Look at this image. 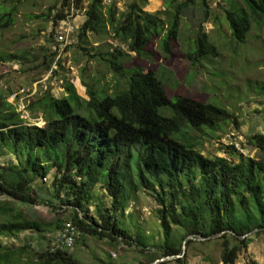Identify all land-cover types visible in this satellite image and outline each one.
Listing matches in <instances>:
<instances>
[{"label":"trees","instance_id":"16d2710c","mask_svg":"<svg viewBox=\"0 0 264 264\" xmlns=\"http://www.w3.org/2000/svg\"><path fill=\"white\" fill-rule=\"evenodd\" d=\"M146 1H133L119 13L115 1L103 10L104 0H89L79 39L109 25L117 45L99 54L110 68L118 69V60L128 52L142 55L157 39L170 53L185 9L198 3L209 14L205 0H164L165 21L142 10ZM56 5L49 7L48 15L58 23L69 14L72 1L61 0L52 15ZM74 8H81V0H75ZM14 10L0 5V28L13 24ZM221 11L235 42L245 41L251 28L264 26V0H228ZM207 56L218 52L201 27L187 58L195 65ZM6 59L0 56V61ZM66 90L59 98L47 91L28 105L34 117L38 111L42 114L44 125L37 126L28 125L6 101L12 91L0 88V264H84L73 248L51 251L48 235L60 233L71 222L80 233L78 239H129L115 215L139 189L157 202L164 255L181 252L184 238L176 245L172 226L183 229L185 236L203 237L225 230L242 235L264 227V134L248 137L256 157L244 156L233 144L225 147L229 158L208 157L197 149L199 139L193 131L217 130L229 122L232 113L226 107L184 94L173 100L152 68L129 73L122 90L104 88L86 100L71 84ZM48 176V185H35ZM97 185L111 204L108 213L98 209L97 217L89 218L84 204ZM37 206L49 208L52 219L25 213V207ZM47 238L46 248L32 243ZM252 239L224 233L210 243L220 245V264H234Z\"/></svg>","mask_w":264,"mask_h":264},{"label":"rangeland","instance_id":"374dc122","mask_svg":"<svg viewBox=\"0 0 264 264\" xmlns=\"http://www.w3.org/2000/svg\"><path fill=\"white\" fill-rule=\"evenodd\" d=\"M113 1L120 13L136 0ZM205 1L209 9L207 16L205 8L198 3L183 11L170 53L160 48L157 39L142 55L128 52V57L118 60V69H113L99 54L117 45L109 25L104 31L88 32L86 39L81 40L78 28L83 15L69 18V25L62 27L48 15L49 7L57 4L53 15L59 9L61 0H0L3 9H15L13 24L0 28V56L7 58V61H0V88L6 87L12 93H18L17 98H11V93L6 101L28 125L43 126L42 114L38 111L34 117L28 105L45 92H50L56 98L63 97L67 94L66 86L71 84L80 99L86 100L91 93L104 88L122 90L129 73L152 68L173 100L175 95L184 94L226 107L232 113L230 121L220 124L217 130L204 129L203 133L193 131L199 139L197 149L203 155L229 158L224 152L225 147L233 144L244 156H258L257 150L248 143V137L253 132L264 134V26L251 28L245 41L235 42L221 11L227 7L228 0ZM106 4L108 2L104 1L103 10ZM164 6V0H147L142 10L166 21ZM201 27L207 33L208 40L216 46L218 56H207L194 65L187 58V51L192 48V40ZM56 30L66 31L65 43L60 44L55 40ZM120 47L124 51L127 49L124 44ZM11 55L19 57L14 59ZM59 58L60 65L57 63ZM51 59L54 62L46 71ZM50 177L45 180L38 178L35 185H48ZM110 204L111 199L106 191L97 185L84 209L89 218H96L97 210L108 213ZM49 210L42 206L25 207L27 215L48 221L53 217ZM68 214L67 210L65 216ZM115 216L130 238L109 242L88 235L82 239L77 237L72 253L80 262L148 264L153 257L158 259L164 256L160 249L163 235L157 202L149 192L139 189L133 193L125 210ZM172 231L174 241L179 245L178 241L185 238L186 233L177 226H172ZM56 234L51 231L48 236L53 239ZM251 237L252 241L241 251L234 264H264V231L256 232ZM47 240L39 242L37 239L32 243L36 247L43 244L46 248ZM191 241L181 257L158 264H220L219 244L210 243L211 240Z\"/></svg>","mask_w":264,"mask_h":264},{"label":"built area","instance_id":"2783aa9c","mask_svg":"<svg viewBox=\"0 0 264 264\" xmlns=\"http://www.w3.org/2000/svg\"><path fill=\"white\" fill-rule=\"evenodd\" d=\"M71 1H72V7L70 9L69 14H67L65 19L60 20L58 22L59 25H61V27L69 25V21H70L69 18H77V17H79V14L83 15V17H85L86 4L88 3L89 0H81V8H74L75 0H71ZM104 1H105V3L110 2V0H104ZM75 14H76V16H73ZM54 38L60 44L65 43L64 41H66V31H63V30L54 31ZM20 93H22V92H20ZM11 95H10L11 98H17L18 93L14 92ZM79 234L80 233H79L77 227L73 223L67 222L64 225L63 230L60 233L56 234L54 236V238L52 239V241L49 245L50 250L55 251L58 249H60V250L72 249L74 247L75 240Z\"/></svg>","mask_w":264,"mask_h":264},{"label":"water","instance_id":"95a60500","mask_svg":"<svg viewBox=\"0 0 264 264\" xmlns=\"http://www.w3.org/2000/svg\"><path fill=\"white\" fill-rule=\"evenodd\" d=\"M259 231H264V227H261V228H255L245 234H242V235H239L237 234L236 232H234L233 230H225V231H222L220 233H215V234H212L210 236H207V237H203L202 235L200 234H190V235H187L183 241H182V244H181V252L180 254H171V255H164L158 259H155L154 261L148 263V264H158L160 262H164V261H169V260H173V259H177L179 257H181L184 252H185V249H186V246H187V243L191 240H197V241H207V240H212V239H215L219 236H221L222 234L224 233H229L239 239H245L247 238L248 236H251L252 234L256 233V232H259Z\"/></svg>","mask_w":264,"mask_h":264}]
</instances>
